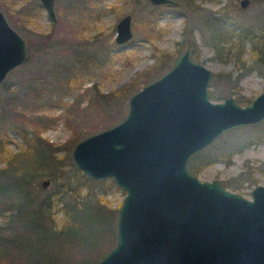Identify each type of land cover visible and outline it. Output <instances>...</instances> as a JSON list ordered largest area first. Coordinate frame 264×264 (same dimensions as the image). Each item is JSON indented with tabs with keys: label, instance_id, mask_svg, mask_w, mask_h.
Here are the masks:
<instances>
[{
	"label": "water",
	"instance_id": "1",
	"mask_svg": "<svg viewBox=\"0 0 264 264\" xmlns=\"http://www.w3.org/2000/svg\"><path fill=\"white\" fill-rule=\"evenodd\" d=\"M38 1L55 21L54 0ZM249 3L232 6L243 10ZM130 19L126 13L115 23L116 50L131 37ZM27 58L25 40L0 10V82ZM211 76L186 47L165 72L130 94L120 121L74 143L77 169L92 179L111 178L124 191L114 244L92 264H264V185L246 198L187 167L189 157L223 131L264 118V91L244 105L233 96L214 102L207 92Z\"/></svg>",
	"mask_w": 264,
	"mask_h": 264
},
{
	"label": "rangeland",
	"instance_id": "2",
	"mask_svg": "<svg viewBox=\"0 0 264 264\" xmlns=\"http://www.w3.org/2000/svg\"><path fill=\"white\" fill-rule=\"evenodd\" d=\"M235 2L195 0L205 8L201 10L202 14L209 10L234 28L235 24L245 26L254 23L255 18L263 13L264 0H250L243 10L233 9ZM53 9L55 21L48 18L38 0H0V10L11 27L23 37L28 52L27 60L11 69L0 83L1 155L5 151L13 152L23 147L22 137L25 134L28 138H37L44 148L59 157L63 169L70 171V163L76 168L70 156L74 143L117 123L127 108L128 98L117 110L104 103L97 106L92 96L93 86L105 93L131 82L135 76L151 67L155 62V53L182 51L183 48H177L175 42L185 38L184 32L190 31L197 46V62L212 72L207 87L208 98L218 102L226 96H233L229 93L230 86L222 79L213 81V75L230 72L231 76H235L239 69L235 68L232 60L221 62L212 57V51L202 42L201 35L205 30L202 17L185 7L152 5L147 0H54ZM153 9L157 10L152 15ZM126 13L131 14V37L123 48L116 50L115 23ZM241 49L242 58L247 59L248 43L243 42ZM107 51L112 55H108ZM168 66L157 76L165 72ZM143 84L140 83L138 88ZM238 84L239 92L248 97L249 102L264 91V78L254 70L243 73ZM209 92L221 96L210 98ZM263 131L264 119L223 131L197 152L200 156L209 157L246 134L258 136ZM254 137L239 152L232 154L229 163L223 157H216L196 176L200 180L219 179L226 189L250 198V190L255 185H264V137ZM30 156L25 163L36 168L38 155ZM245 165L254 168L250 179L243 181L239 189L223 183L229 179L236 183L237 180L230 177L238 174ZM45 177L48 175L44 171L31 180L39 197L58 187V183H54L50 177L49 183L41 187L40 180ZM87 178L90 179L88 196L94 201L96 191L95 194L102 197L109 207L115 208L116 224L117 208L124 191L111 178ZM84 189L81 188L80 194ZM56 216H59L58 212Z\"/></svg>",
	"mask_w": 264,
	"mask_h": 264
},
{
	"label": "trees",
	"instance_id": "3",
	"mask_svg": "<svg viewBox=\"0 0 264 264\" xmlns=\"http://www.w3.org/2000/svg\"><path fill=\"white\" fill-rule=\"evenodd\" d=\"M175 1L177 5L202 17L205 30L201 38L203 44L212 51V57L221 62L232 60L235 68L239 69L235 76H231L230 72L215 73L213 81L222 79L229 85V93L239 104L249 102V98L239 92L238 79L247 70H254L264 78V10L254 23L245 26L235 24L234 28L209 10L202 14L201 10L205 8L195 3V0ZM156 10L151 11L152 15ZM183 35V40L175 42L177 48L188 47L192 60L197 62V46L190 31ZM243 42L248 43L247 59L242 58ZM176 53H155V62L151 67L120 88L102 93L93 86L92 96L96 105L104 103L109 108H121L140 83H146L161 73L165 66H170ZM107 54L112 55L108 51ZM220 96L209 92L210 98ZM253 135L255 139L262 138L264 131L258 136L246 134L228 144L223 152L209 157L194 153L188 159L189 171L197 175L205 165L219 156L229 163L232 154L239 152ZM22 138L23 147L13 152L5 151L4 155H1L0 138V160L3 162L0 165V197L5 198H0V264H92L114 244L115 208L109 207L102 197L95 194L96 191L94 201L88 196L90 179L71 163L70 171L63 169L61 159L44 148L37 138H28L25 134ZM32 154L38 155L36 168L25 163V159H30ZM253 168L245 165L243 170L230 177L236 179V183L230 179L223 183L239 189L243 181L250 179ZM44 171L54 183H58V187L39 197L31 180ZM82 187L85 189L80 194ZM57 212L59 216H56Z\"/></svg>",
	"mask_w": 264,
	"mask_h": 264
},
{
	"label": "flooded vegetation",
	"instance_id": "4",
	"mask_svg": "<svg viewBox=\"0 0 264 264\" xmlns=\"http://www.w3.org/2000/svg\"><path fill=\"white\" fill-rule=\"evenodd\" d=\"M264 119V118H263ZM261 121V120H260ZM259 122V121H258ZM257 123V122H256ZM251 124H253V123H251ZM247 125H249V124H247ZM188 163V162H187ZM188 167V166H187Z\"/></svg>",
	"mask_w": 264,
	"mask_h": 264
}]
</instances>
